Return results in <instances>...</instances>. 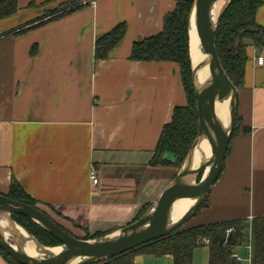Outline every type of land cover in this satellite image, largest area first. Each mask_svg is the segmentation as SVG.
I'll return each instance as SVG.
<instances>
[{"label":"crops","instance_id":"1","mask_svg":"<svg viewBox=\"0 0 264 264\" xmlns=\"http://www.w3.org/2000/svg\"><path fill=\"white\" fill-rule=\"evenodd\" d=\"M261 1L256 22L264 16ZM78 2L23 0L20 8L18 0V11L0 18V193L16 182L64 223L109 234L132 223L171 181L152 161L175 108L188 104L180 69L130 55L135 42L162 30L177 2L95 0L75 8ZM49 9L61 12L47 17ZM120 23L127 24L124 38L96 62V42ZM246 55L223 171L185 228L230 220L245 227L264 216V66L257 65L264 47L247 42ZM0 264L11 263L0 254ZM134 264L174 258L140 250ZM192 264H209V246L194 251Z\"/></svg>","mask_w":264,"mask_h":264},{"label":"water","instance_id":"2","mask_svg":"<svg viewBox=\"0 0 264 264\" xmlns=\"http://www.w3.org/2000/svg\"><path fill=\"white\" fill-rule=\"evenodd\" d=\"M190 3L189 38L195 33L196 42L201 46L203 59L195 67L192 59V83L196 96L199 121L198 135L187 153L176 177L162 191L156 201L136 221L122 229L95 239H79L64 231L36 208L14 201L0 194V249L19 264H101L124 253L161 240L184 227L208 201L214 184L219 179L234 135L238 108V88L225 73L216 48V33L221 18L234 0H174ZM218 2L222 7L217 16L214 9ZM189 41V43H190ZM207 71L201 82L199 73ZM228 102L229 123L224 125L216 114L218 103ZM207 141L211 156L201 160L200 169L195 171V155ZM200 178L195 184L193 176ZM197 177V178H198ZM180 200L193 203L178 220L172 217L173 205ZM23 215L34 221L53 236L60 245H42L27 230L18 226L13 216ZM6 220L11 229L10 240L6 237L1 222ZM23 229L35 243L38 256L32 257L25 251L27 239L18 233ZM61 248L59 253L52 250Z\"/></svg>","mask_w":264,"mask_h":264},{"label":"trees","instance_id":"3","mask_svg":"<svg viewBox=\"0 0 264 264\" xmlns=\"http://www.w3.org/2000/svg\"><path fill=\"white\" fill-rule=\"evenodd\" d=\"M261 3V0H234L221 18L216 33V48L222 67L237 88H240L245 80L247 42L249 41L257 47H264V26L256 23V13ZM79 7L81 6L75 8ZM75 8L67 12H72ZM190 10V3L177 2L175 9L165 16L162 30L158 34L137 41L132 46L131 60L177 64L187 94L188 104L184 107L175 108L171 122L165 125L162 130L152 161L155 166L160 164L179 169L199 131L196 96L192 83L190 62ZM17 11L18 0H0V18L14 15ZM126 31L127 24L120 23L112 31L99 38L95 45V61L106 60L111 51L122 41ZM237 122L238 120L236 119L235 131ZM166 153L173 155L174 160L165 159L164 155ZM6 196L14 201L36 208L68 234L74 236L46 212L39 209L37 207L38 202L31 198L18 183L13 182L11 184L9 193ZM149 207H145L134 221L138 220ZM13 219L35 236L42 245L48 247L60 245L53 236L28 217L16 215L13 216ZM230 227H235L236 229V234L231 239L232 244L243 243L245 240L242 232L244 225L240 220L223 221L191 228L182 227L161 240L153 241L101 264H134V256L140 250H145L155 256L172 255L174 264H192L194 251L204 246L197 242L199 237L208 238L211 242L209 246V264H236L231 258V247L223 246L226 231ZM252 227L253 264H264V216L254 218ZM105 235L107 234L95 233L92 236L83 238L74 237L89 240ZM0 254L9 263L19 264L2 249H0Z\"/></svg>","mask_w":264,"mask_h":264},{"label":"bare ground","instance_id":"4","mask_svg":"<svg viewBox=\"0 0 264 264\" xmlns=\"http://www.w3.org/2000/svg\"><path fill=\"white\" fill-rule=\"evenodd\" d=\"M221 7H222V2L221 3L218 2L215 6V9H214V15L215 16L218 15V13L221 10ZM189 47H190V57L192 59L194 66L196 67L199 64V62L203 59V56L200 53L201 46L196 42V37H195L194 32L192 33V39L189 43ZM207 75H208V72L206 70L199 73V75H198L199 81L203 82L206 79ZM216 114L224 125H228V123H229L228 102L218 103L216 105ZM203 155L206 157L211 156V150H210V147H209V144L207 143V141H204L201 145V149L196 152L195 164H194L195 171L200 169L199 167L201 164V160L204 158ZM197 177H198L197 174H195L193 176V178H192L193 184H195L200 179L199 177L198 178ZM192 203L193 202L190 200L177 201L173 205V208H172L173 220L176 221L180 217H182V215H184V213L188 210V208L190 207V205ZM1 227L3 229H5V232H6L5 235H6L7 239L10 240V236H9L10 234H9V232H7V230L11 229L10 224L6 220H3L1 222ZM18 233L27 239V241L25 242V245H24L25 251L27 252V254L32 256V257L38 256L35 243L29 239V235L23 229H20V228L18 230ZM60 250H61V248H56V249H53L52 251L54 253H59Z\"/></svg>","mask_w":264,"mask_h":264},{"label":"built area","instance_id":"5","mask_svg":"<svg viewBox=\"0 0 264 264\" xmlns=\"http://www.w3.org/2000/svg\"><path fill=\"white\" fill-rule=\"evenodd\" d=\"M95 0H79L78 6L85 7L91 5ZM257 65L259 67L264 66V57L258 56L257 57ZM89 178L92 185L97 186L99 184V176L96 168H91L89 172ZM253 218H250L243 229L244 234V242L243 243H236L235 245L232 244L231 239L236 234L235 227H230L226 231V235L223 241V246L231 247V258L234 260L236 264H253V257H254V245H253V227H252ZM199 244L204 246H210V240L208 238L199 237L197 239ZM246 249L247 251V259L246 261L243 260L242 257L238 254L241 249Z\"/></svg>","mask_w":264,"mask_h":264},{"label":"rangeland","instance_id":"6","mask_svg":"<svg viewBox=\"0 0 264 264\" xmlns=\"http://www.w3.org/2000/svg\"><path fill=\"white\" fill-rule=\"evenodd\" d=\"M23 5V0H19V7L21 8V6ZM71 8V6H67L65 8V10H69ZM46 14L45 16L47 17H52V16H55V15H58L60 14L61 11L59 10H53V9H49V10H46ZM22 15L25 14V12H21ZM260 21V22H259ZM259 24H258V23ZM256 23L260 26H264V16L262 15V17L260 16L258 21ZM247 42V41H246ZM249 42V41H248ZM160 165V164H159ZM160 166H164V165H160ZM164 166L163 167V173L166 174L167 176L170 177L171 181L176 177L177 173H178V170L177 168H174L172 166ZM170 181V182H171ZM170 184V183H169ZM37 207L39 209H41L42 211L46 212L53 220H55L58 224H62L64 226V228L66 230H69L71 231L73 234H75L76 236H81V238L85 237V236H92L93 234H90L88 231H86L85 229L83 228H79V227H76L75 225H68L66 223H64L63 219L55 212L53 211L52 209L48 208V207H45V206H41V205H37ZM192 220L188 221L186 223L185 226H188L189 222L191 223ZM17 223V222H16ZM18 226L22 227L23 229H25L23 226H21L19 223H17ZM184 226V227H185ZM26 230V229H25ZM31 234V233H30ZM32 235V234H31ZM33 236V235H32ZM35 237V236H33ZM36 238V237H35ZM37 239V238H36ZM201 252V249L197 251V253H200ZM238 254L240 255V257L243 258L244 261H246L247 259V251L246 249H241Z\"/></svg>","mask_w":264,"mask_h":264}]
</instances>
